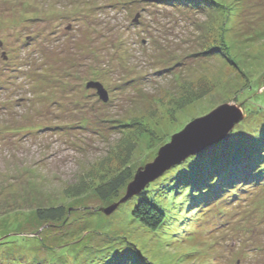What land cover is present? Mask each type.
I'll use <instances>...</instances> for the list:
<instances>
[{
    "label": "rangeland",
    "instance_id": "obj_1",
    "mask_svg": "<svg viewBox=\"0 0 264 264\" xmlns=\"http://www.w3.org/2000/svg\"><path fill=\"white\" fill-rule=\"evenodd\" d=\"M213 1L0 0V264H264V0ZM224 104L243 120L223 140L100 201ZM50 207L64 217L38 221Z\"/></svg>",
    "mask_w": 264,
    "mask_h": 264
},
{
    "label": "water",
    "instance_id": "obj_2",
    "mask_svg": "<svg viewBox=\"0 0 264 264\" xmlns=\"http://www.w3.org/2000/svg\"><path fill=\"white\" fill-rule=\"evenodd\" d=\"M88 89H96L104 102L108 94L100 83H89ZM243 120L242 110L230 104H224L203 118L196 119L172 136L158 157L144 168H140L133 181L128 185L127 196L122 202L143 192L148 185L160 179L173 167L183 163L190 156L196 155L207 147L223 140L234 127ZM117 206L104 210L110 214Z\"/></svg>",
    "mask_w": 264,
    "mask_h": 264
},
{
    "label": "trees",
    "instance_id": "obj_3",
    "mask_svg": "<svg viewBox=\"0 0 264 264\" xmlns=\"http://www.w3.org/2000/svg\"><path fill=\"white\" fill-rule=\"evenodd\" d=\"M169 2H174V3H180L181 1H186V0H168ZM196 1V0H194ZM198 2L200 0H197ZM215 1L213 0H208L210 3ZM208 3V4H209ZM214 5V4H213ZM216 6L218 5L217 2L215 4ZM210 6V4H209ZM219 50L218 47H208L207 50L205 49V52H203L204 55L208 54H217V51ZM264 84V83H263ZM249 85V84H248ZM254 86V87H253ZM251 86V91L253 88L256 87L255 92H258V88L261 86V82H257ZM248 88L244 89L241 91V93L238 94L234 99L237 103L242 104L245 107V111L252 113L254 109L256 108L255 105L262 107V105L255 104V100L252 99L250 95L246 92ZM193 94L192 92L190 95ZM195 95V94H194ZM260 95H264V93H261ZM191 101L199 100L201 99L200 95L196 96H190ZM246 100H249L250 102L245 103ZM264 104V98L262 102ZM256 110H258L256 108ZM258 110L257 112H259ZM134 174L132 170L129 167L122 168L121 171L113 177L109 182L104 183L100 187L95 189L97 197L100 199L102 202H113V200L117 199V196L119 195L120 190L124 189L127 185H129L133 179H134ZM154 184V183H153ZM153 184L148 185L147 189L151 188ZM133 218L144 228L149 231L156 232L161 226L163 227L165 222H166V214L160 210L159 206H157L154 203H151L149 200L144 199L138 205L135 207L133 210ZM64 217V209L59 207H50L46 209H39L36 212V219L38 221H43V222H54V221H60Z\"/></svg>",
    "mask_w": 264,
    "mask_h": 264
}]
</instances>
